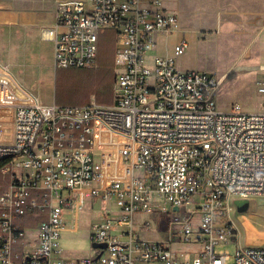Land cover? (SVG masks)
Listing matches in <instances>:
<instances>
[{
	"label": "built area",
	"instance_id": "built-area-1",
	"mask_svg": "<svg viewBox=\"0 0 264 264\" xmlns=\"http://www.w3.org/2000/svg\"><path fill=\"white\" fill-rule=\"evenodd\" d=\"M56 17L44 30L56 70L93 67L114 34L113 99L46 103L0 63V173L10 176L0 264H228L221 243L235 244L234 264H264V246L243 245L232 216L236 200L264 196V111L220 109L217 74L178 66L190 47L183 32L172 55H149L180 24L164 0H58ZM257 90L264 96V84ZM76 191L113 201L117 213L91 224V242L107 247L73 260L60 239ZM156 208L184 214V240L203 251L181 259L144 240L135 216Z\"/></svg>",
	"mask_w": 264,
	"mask_h": 264
},
{
	"label": "rangeland",
	"instance_id": "rangeland-1",
	"mask_svg": "<svg viewBox=\"0 0 264 264\" xmlns=\"http://www.w3.org/2000/svg\"><path fill=\"white\" fill-rule=\"evenodd\" d=\"M164 4L178 11L180 30L161 36L155 51L149 55H171L183 32L190 47L178 58V66L217 74L221 81L217 98L220 109L228 110L232 104L239 102L245 110L264 111V96L257 90L259 84H264V0H164ZM52 5L48 13L50 16L57 10L55 2ZM111 35L114 36L109 33V37L105 36L101 42L93 67L59 69L55 72L54 81L46 74L29 76L41 79L38 84H33L35 91L48 102L61 105H80L91 101L100 105L110 104L115 77V46ZM39 46L43 50L42 58L46 59L48 44L39 41ZM0 63L15 75L9 65ZM47 71L51 68L44 73ZM9 180V175L0 173V185H7ZM198 199L195 198L197 202ZM249 201V206L242 212L234 206L232 216L240 227L243 245L264 246V196H254ZM156 203L159 207L163 206L162 200ZM194 207L192 205L188 210ZM107 209L117 213L113 201L104 202L88 191L73 194V202L65 205L64 210L66 224L60 239L63 256L76 260L95 253L89 238L91 224L104 217ZM183 216L173 210L156 208L154 212H138L135 223L144 240L166 242L179 258L190 259L204 248L201 242L184 240L181 231ZM146 221L150 224L144 225ZM197 221L195 216L193 223ZM29 235L33 239L36 231L31 230ZM215 249L217 253L229 251L231 259L228 264H234L235 244L221 243Z\"/></svg>",
	"mask_w": 264,
	"mask_h": 264
},
{
	"label": "crops",
	"instance_id": "crops-1",
	"mask_svg": "<svg viewBox=\"0 0 264 264\" xmlns=\"http://www.w3.org/2000/svg\"><path fill=\"white\" fill-rule=\"evenodd\" d=\"M57 1L0 0V61L9 65L20 82L33 90L46 103L50 102L34 89L41 79L37 77L31 79L29 76H35L37 73H40L41 76L46 74L49 79L54 81V75L57 71L54 67V43L44 37V30L56 24V12L53 16L48 13H50V8L53 6L52 3L55 2V5H57ZM168 9L178 13L175 9ZM109 33L112 32H107L102 41ZM111 38L115 46V37L111 35ZM39 41L48 44L47 50L50 55L48 53L46 59L42 58L43 50L39 46ZM113 55H115V47ZM49 67L51 71L44 73ZM7 187L0 185V192L3 193Z\"/></svg>",
	"mask_w": 264,
	"mask_h": 264
},
{
	"label": "water",
	"instance_id": "water-1",
	"mask_svg": "<svg viewBox=\"0 0 264 264\" xmlns=\"http://www.w3.org/2000/svg\"><path fill=\"white\" fill-rule=\"evenodd\" d=\"M249 203H250V201L248 199H238V200H236V206H237L238 212L244 211L249 206ZM173 210L174 211H178L179 208L176 206ZM92 247L94 249H96V248H106L107 247V243H92Z\"/></svg>",
	"mask_w": 264,
	"mask_h": 264
},
{
	"label": "bare ground",
	"instance_id": "bare-ground-1",
	"mask_svg": "<svg viewBox=\"0 0 264 264\" xmlns=\"http://www.w3.org/2000/svg\"><path fill=\"white\" fill-rule=\"evenodd\" d=\"M179 30H180V24H179V27L175 30V33H177Z\"/></svg>",
	"mask_w": 264,
	"mask_h": 264
},
{
	"label": "trees",
	"instance_id": "trees-1",
	"mask_svg": "<svg viewBox=\"0 0 264 264\" xmlns=\"http://www.w3.org/2000/svg\"><path fill=\"white\" fill-rule=\"evenodd\" d=\"M3 163H5V161L3 162ZM2 163H0V165H1ZM9 182H10V180H9ZM9 184V183H8ZM8 184L7 185H5L4 187H7L8 186ZM6 190V189H5ZM2 192V191H1ZM0 192V193H1ZM4 192V191H3ZM2 194V193H1Z\"/></svg>",
	"mask_w": 264,
	"mask_h": 264
}]
</instances>
